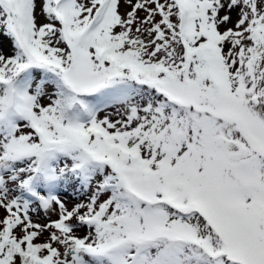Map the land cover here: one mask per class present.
Masks as SVG:
<instances>
[{"label": "snow or ice", "instance_id": "snow-or-ice-1", "mask_svg": "<svg viewBox=\"0 0 264 264\" xmlns=\"http://www.w3.org/2000/svg\"><path fill=\"white\" fill-rule=\"evenodd\" d=\"M0 210V264H264V0H0Z\"/></svg>", "mask_w": 264, "mask_h": 264}, {"label": "rangeland", "instance_id": "rangeland-1", "mask_svg": "<svg viewBox=\"0 0 264 264\" xmlns=\"http://www.w3.org/2000/svg\"><path fill=\"white\" fill-rule=\"evenodd\" d=\"M121 10L123 11L124 9L122 8ZM0 215H3L2 210H0ZM41 222H43V221H41ZM81 234H83V233H81Z\"/></svg>", "mask_w": 264, "mask_h": 264}]
</instances>
